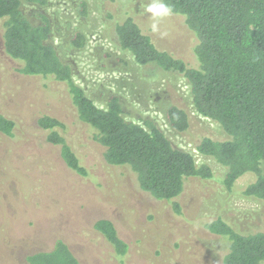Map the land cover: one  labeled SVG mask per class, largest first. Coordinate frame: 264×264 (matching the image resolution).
Here are the masks:
<instances>
[{
	"label": "rangeland",
	"instance_id": "1",
	"mask_svg": "<svg viewBox=\"0 0 264 264\" xmlns=\"http://www.w3.org/2000/svg\"><path fill=\"white\" fill-rule=\"evenodd\" d=\"M147 2L21 0V11L32 24L41 15L48 18L49 43L97 106L104 108L109 96L117 95L126 121L153 120L175 147L191 153L198 165H209L213 178L186 183L177 199L180 215L141 191L133 172L105 162L104 148L78 119L62 83L19 72L21 63L3 50L0 26V115L15 124L10 136L0 132V264H28L29 255L51 250L57 240L81 264H222L226 243L205 229L208 221L221 217L241 231H264V202L241 194L252 176L240 178L227 192L220 184L224 168L196 150L201 138L224 140L225 135L195 111L187 81L155 65L139 66L120 48L115 27L132 17L157 48L196 65V40L184 18L169 17L153 33L143 13ZM76 33L85 38L79 48L72 43ZM173 105L188 114L185 132L166 120ZM44 115L64 123L63 135L86 177L69 170L59 147L47 142V131L37 125ZM101 219L110 220L129 246L123 262L94 230Z\"/></svg>",
	"mask_w": 264,
	"mask_h": 264
},
{
	"label": "trees",
	"instance_id": "2",
	"mask_svg": "<svg viewBox=\"0 0 264 264\" xmlns=\"http://www.w3.org/2000/svg\"><path fill=\"white\" fill-rule=\"evenodd\" d=\"M42 3V0H28ZM176 15L184 18L196 40L195 66L160 50L132 17L115 27L116 40L139 66L155 65L165 72L181 75L188 83L192 105L201 116L216 123L224 140L204 137L196 150L225 170L220 180L227 192L245 175L253 180L241 194L264 202V0H168ZM32 24L21 11V0H0V26L5 54L21 63L19 72L62 83L78 119L93 131V140L104 148L105 162L124 167L136 175L141 191L157 201L168 203L174 214H181L177 202L190 179L201 182L213 178L207 164L175 147L156 122L144 118L141 124L126 121L120 99L111 95L100 108L77 84L71 66L49 43L51 26L41 15ZM84 36L76 33L72 43L82 47ZM166 120L177 132L189 128L187 112L170 106ZM37 125L47 131V142L59 147L69 170L86 177L87 171L67 143L63 122L42 116ZM15 124L0 115V132L10 136ZM205 229L226 243L222 264H264V231H241L216 217ZM123 262L129 246L106 219L94 224ZM28 264H81L70 247L57 240L51 250L31 254Z\"/></svg>",
	"mask_w": 264,
	"mask_h": 264
},
{
	"label": "clouds",
	"instance_id": "3",
	"mask_svg": "<svg viewBox=\"0 0 264 264\" xmlns=\"http://www.w3.org/2000/svg\"><path fill=\"white\" fill-rule=\"evenodd\" d=\"M143 13L151 21L149 30L153 33L160 31L162 21L177 14L168 0H148L143 5Z\"/></svg>",
	"mask_w": 264,
	"mask_h": 264
}]
</instances>
